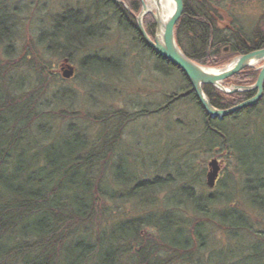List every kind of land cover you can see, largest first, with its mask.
I'll list each match as a JSON object with an SVG mask.
<instances>
[{
	"label": "trees",
	"instance_id": "16d2710c",
	"mask_svg": "<svg viewBox=\"0 0 264 264\" xmlns=\"http://www.w3.org/2000/svg\"><path fill=\"white\" fill-rule=\"evenodd\" d=\"M122 1L131 12L140 13L141 0ZM184 3L176 39L186 56L199 65L219 66L264 49V30L259 26L249 34L237 16L228 18L231 22L227 24L233 29H225L223 17L195 15L188 9L191 3ZM101 8L106 10L107 19L122 28L117 29L119 32L131 34L146 47L134 15L115 0H93L87 18L81 12L68 10L61 19H54L51 32L39 35L36 41L29 39V47L21 53L14 46L20 29L13 27L19 18L0 10V264H119L121 256H129V264H175L183 255L190 257L192 237L199 240L205 232L201 222L213 221L207 216L209 208L224 202L222 194L209 195L206 188L205 193L195 194V181H190L195 176L190 170L196 165L188 158L199 152L234 157L246 179L243 186L248 206L260 217L254 221L250 217L251 223L247 216L250 213L233 205V199L228 200L233 207L224 209V223L217 225L252 236L253 241H239L234 249L237 254L227 248L220 250L221 257L225 260L226 256L224 262L229 264H264V143H254L243 153L235 134L246 128H231L230 124L238 113L247 112L256 117L253 120L257 123L249 129L248 137L255 133L264 111L262 115L252 112L264 102V96L257 106L222 119L213 118L181 73L184 92L173 94L166 106L155 110L104 109L93 115L77 110L76 95L64 87L50 54L57 60H73L76 52L90 49L112 31L102 29L103 21L99 23ZM144 25L154 37V19L148 16ZM71 28L94 30L77 38ZM226 47L228 56L222 53ZM93 57L92 62L90 58L84 61V65L91 63L90 75L112 70L118 77L122 75L120 61ZM253 69L247 68L232 78L245 86L249 79L256 78V73L251 74ZM203 89L220 110L256 95L253 91L226 94L212 85ZM179 101L194 105L203 115L199 146L185 160L181 159L183 155L179 157L178 164L185 167L169 171L164 178L156 175L142 181L139 172H132L139 161L132 162L125 153L116 159L126 128L138 118L158 114ZM243 155L247 160L241 158ZM180 179L182 182L176 185ZM171 186L175 190L169 189ZM125 202L140 204L143 212L148 209L151 214L112 212L114 207L123 208ZM144 229H148L147 236L142 234ZM238 235H233L231 241L240 239Z\"/></svg>",
	"mask_w": 264,
	"mask_h": 264
},
{
	"label": "rangeland",
	"instance_id": "374dc122",
	"mask_svg": "<svg viewBox=\"0 0 264 264\" xmlns=\"http://www.w3.org/2000/svg\"><path fill=\"white\" fill-rule=\"evenodd\" d=\"M126 6L128 5L126 4ZM90 8L92 11L93 0H0V10H4L2 12L4 15L19 18L15 19L17 20V24L13 27L20 29L19 36L14 43L19 53L29 47V39L33 38L36 41L39 35H46L47 32H51V28L54 29V19H61L68 10L81 12L85 15L83 18H87ZM239 8L245 10L244 16L240 15V21L247 33L251 34L258 26L264 30V0H251L249 3L240 5ZM81 13L79 14L81 15ZM104 13H106V10H102L101 8L99 23L103 21L104 25H102L103 28L101 25L100 27L102 29H112V31L99 38L90 49L84 52H76L73 60L69 58L63 59L64 61L57 60L55 56L50 54L52 56L50 60L55 66L56 72L64 80V87L69 90L72 89L76 95L77 110L90 112V114L92 113L91 115L104 109H125L130 112H134L136 108L155 110L158 107L166 106L170 96L173 94L178 93L179 95L183 93L185 82L182 78V72L171 66L163 58H160L147 44L146 47H143L139 42L134 40L131 34L119 32L117 29L122 28H118L119 25L116 21L107 19ZM139 14L137 13L135 16ZM148 16L150 15H147L145 18ZM151 17L153 18V16ZM223 19V28L229 27L227 23L231 22L230 19L226 17H223ZM69 20L72 23V20ZM66 28L68 27L65 26ZM71 30L75 31L77 38H79L85 37L87 33L93 32L94 29L71 28ZM222 53L228 56L229 48L223 49ZM95 55L101 58H111L120 61L121 65L118 66V69L122 75L118 77L119 75L115 70L108 71L107 74L100 73L99 75H94L92 73L90 75L89 66H91V63L90 65H84V61L90 58L89 60L92 62ZM235 58L219 66L204 67L222 68L231 63ZM67 59L69 61L68 64L75 69L74 75L70 79H66L63 76L64 68L67 66V63H65ZM263 64L257 65L251 72L252 75L256 73V78L254 80L249 79V84L241 87L256 84V79L259 77L258 75ZM57 68L60 70L57 71ZM103 85V88L98 87ZM240 85L242 84L238 83L235 78L224 82L226 89ZM241 103L239 102L233 107ZM255 108H257L256 111L252 113L254 115H262L264 102ZM166 109L158 114H148L140 117L128 125L121 146L116 150V159L119 158V155L125 153L127 156H131L129 157L132 162H140L138 166L143 169V172L138 166L132 167V172H139L141 174L139 179L142 181L152 180L156 175H161L164 178L169 171L174 173L180 166L182 168L185 167L178 164L177 160L182 155L181 159L184 158L185 160V156H191V150L199 146L197 138L200 137L202 128V113L194 105L185 102L180 103V101L174 105L172 104L170 109ZM255 118L247 112H240L230 121L231 128L236 126L240 128L245 126L246 128L238 130L235 134L237 144L243 153L251 145L253 146L254 143H264V118L260 120V127L257 128L256 132H253L248 137L249 129L257 126V123L253 120ZM183 121L184 124H182ZM241 158L247 160L248 157L243 155ZM188 159L196 165V168L190 170V173L196 178L195 180L192 176L193 178L190 179L191 184L195 181L193 184L195 185V194L205 193L206 188V193H209V195L222 194V202H224L221 203L220 201L217 205L215 204L209 208L207 216L208 219H212L213 221L203 220L204 222H201L205 231L203 236L199 240L193 236L189 244V248L192 249L190 257L187 258V256L183 255L175 264H229L224 262L226 256H224L225 260H223L220 250L227 248L229 252L237 254L238 251L234 250L238 248L236 244L239 241L244 244L245 242L250 243L253 241V237L244 235L242 232L240 234V232L232 231L228 228L224 230L222 227L220 228L217 224L224 223L221 219L224 209H227V206L232 208L233 205L237 204L250 213L247 215L249 219L251 217L254 221L256 217L260 218L258 213L255 214L248 206L246 195L244 194L245 186H243L246 181L245 176L239 165L234 162V157L226 158L222 155L216 157L208 155L205 152H199V154ZM215 159L218 160L220 166V173L217 178L219 187L217 184L214 187H210L208 185V174L211 171L210 162ZM243 165L245 167L244 163ZM246 168L249 170L251 167L249 164H246ZM180 182H182L181 179L176 185H179ZM169 189L175 190L174 186L169 187ZM164 194L165 192L161 194V199ZM212 197L213 199H218V197ZM230 198L231 200L233 199V205L228 202ZM146 210V212H143L140 204L125 202L123 208L114 207L112 212H116L118 215L125 212L149 216L151 211ZM142 234L147 236L148 229H144ZM235 234H240L237 237L241 238L231 241V238L235 237L233 236ZM240 246H243V244L241 243ZM129 262V256H121L119 264H129Z\"/></svg>",
	"mask_w": 264,
	"mask_h": 264
},
{
	"label": "water",
	"instance_id": "95a60500",
	"mask_svg": "<svg viewBox=\"0 0 264 264\" xmlns=\"http://www.w3.org/2000/svg\"><path fill=\"white\" fill-rule=\"evenodd\" d=\"M122 3L120 0H116ZM143 1V9L138 16H135L137 26L141 36L145 43L154 50L159 56L165 59L167 62L178 68L189 80L193 89L197 95V98L204 108V110L213 118L222 119L224 117L233 115L246 108L256 106L264 96V65L261 67V72L255 85L247 87H232L226 89L224 82L229 78L239 74L249 67H254L264 61V49L254 51L248 55H243L235 58L230 64L222 68H209L204 67L196 62L192 61L182 49L178 46L175 37V27L183 15L184 3L183 0H173L176 4L174 14L166 21L162 19L159 13V7L162 0H156L157 10L154 13L149 10V5ZM167 1V0H166ZM153 2V0H152ZM154 3V2H153ZM152 15L156 24V34L154 40L148 35L145 26L144 18L148 15ZM64 68V78L70 79L75 72V69L69 65L68 59ZM213 69H219L217 73H212ZM205 85H212L219 90L227 94H234L237 92H252L256 91V95L241 103L240 105L227 110H220L215 108L209 97L204 92L203 87ZM211 171L208 174V185L214 187L216 180L219 177L220 166L218 160L210 162Z\"/></svg>",
	"mask_w": 264,
	"mask_h": 264
},
{
	"label": "flooded vegetation",
	"instance_id": "af4514ba",
	"mask_svg": "<svg viewBox=\"0 0 264 264\" xmlns=\"http://www.w3.org/2000/svg\"><path fill=\"white\" fill-rule=\"evenodd\" d=\"M188 1L191 3L188 9L191 13H194L195 15H199L203 13V15L205 16H211V17L222 16L231 19L243 15L245 10L240 9L239 6L245 3H249L251 0H188ZM141 8H142V4H141ZM184 10H185V3H184ZM225 29H233V28L227 27Z\"/></svg>",
	"mask_w": 264,
	"mask_h": 264
},
{
	"label": "bare ground",
	"instance_id": "6f19581e",
	"mask_svg": "<svg viewBox=\"0 0 264 264\" xmlns=\"http://www.w3.org/2000/svg\"><path fill=\"white\" fill-rule=\"evenodd\" d=\"M145 3H147L149 5V10L153 11L154 13L156 12L157 10V7H156V0H145L144 1ZM159 13L160 15L162 16V19L164 21L168 20L175 12V9H176V4L173 0H162L161 2V6L159 7ZM219 69H213L211 72L212 73H217ZM218 119V118H217Z\"/></svg>",
	"mask_w": 264,
	"mask_h": 264
}]
</instances>
